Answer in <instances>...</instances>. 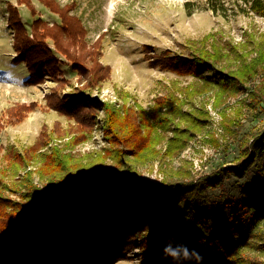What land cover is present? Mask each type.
<instances>
[{"label":"trees","instance_id":"obj_1","mask_svg":"<svg viewBox=\"0 0 264 264\" xmlns=\"http://www.w3.org/2000/svg\"><path fill=\"white\" fill-rule=\"evenodd\" d=\"M41 1L58 14L60 23L38 17L28 30L17 6L25 3L34 12L30 0L7 4V24L12 28L15 52L12 59L25 63L26 84L41 82L45 74L56 81L45 94V105L83 129L75 142L85 135L88 126L98 125L95 113L103 110L101 128L112 146L109 155L100 159H111L122 173L106 178L92 170L91 163L74 162L66 151L70 146L49 144L54 140L50 134L42 144L37 141L16 153L9 150L8 164L0 169V264H96L116 251L131 250L136 243L140 255L137 264H264V259L249 252L255 245L256 227L264 220V126L240 147L233 164L219 166L208 175L165 178L161 182L143 179L136 165L157 156L154 144L166 135L167 151L182 149L187 132L194 131L199 123H189L193 113L182 108L185 102H174L166 95L149 110L135 105L134 114L127 111L131 110L129 105L90 96L88 84H99L109 72V66L97 60L101 37L87 44L86 27L71 13L74 3ZM234 1L242 3L243 12L264 15V0ZM204 5L214 12L226 13L228 9L226 0H205ZM48 39L71 62L77 80L85 78L87 84L75 86L59 78L61 61ZM208 39L215 45L193 46L188 54L170 50L157 53L150 45L143 47L152 66L191 75L197 81L187 86L184 94L207 91L221 100L242 92L252 109L264 110V78L258 79L264 73L262 44H255L254 56L246 60L238 56L236 66H227L223 64L228 54L226 46L211 35ZM66 84L70 89L64 92ZM35 104H17L8 115L19 120ZM180 118L185 126L178 122ZM31 162H37L41 177L57 188L50 202L32 200L37 187L31 183L32 171L26 169ZM21 169L28 174L17 179ZM237 176L239 179H234ZM8 180L19 181L22 186L10 185ZM22 187L18 199L5 192L17 193ZM263 240L257 245L264 251Z\"/></svg>","mask_w":264,"mask_h":264},{"label":"rangeland","instance_id":"obj_2","mask_svg":"<svg viewBox=\"0 0 264 264\" xmlns=\"http://www.w3.org/2000/svg\"><path fill=\"white\" fill-rule=\"evenodd\" d=\"M56 1L59 4L74 3L71 13L79 16L86 27L88 45L101 37L97 60L108 65L109 72L99 84H88L90 96L124 107L129 105L131 110L127 111L134 114L132 110L136 109L135 105L149 110L158 98L166 95L173 97L174 102H185L182 104L185 111L207 119L202 121L193 114L189 115V123L197 122L200 126L187 132L188 137L182 149H173V153L167 151L166 135L154 144L158 150L157 156L136 165V171L140 172L143 179L161 182L165 178H198L208 175L219 166L233 164L240 147L249 141L255 131L263 128L264 110L252 109L246 94L240 92L221 100L217 96L215 98L213 92L207 91L194 96L184 94L187 86L197 81L191 75H179L152 66L143 46L150 45L157 53L170 50L173 53L188 54L189 48L193 46H214L211 39H208L211 35L214 41L223 44L228 50L223 64L236 66L238 56L245 59L256 54L253 51L256 43H261L264 48V15L243 12L240 9L242 3L234 0H226V13L207 8L205 0ZM16 2L0 0V169L8 164L6 156L9 150L13 149L16 153L37 141L42 144L50 134L54 140L49 144L56 142L63 148L70 146L66 151L71 154L74 162L91 163L90 168L106 178L121 174L122 170L111 159H100V156L109 155L108 150L112 146L102 132V109L95 113L98 125L88 126L85 135L79 136L75 142L83 129L77 128L73 119L45 105V94L56 81L45 74V78L36 84L24 82L28 69L24 62H14L12 59L15 56L13 34L7 24V4L16 5ZM30 2L34 12L25 3L17 6L21 21L28 30L32 21L38 17L50 23H60L58 14L51 11L44 2ZM206 35L207 39H203ZM48 44L61 61L58 65L61 70L59 78L75 86L87 84L85 78L77 80L71 62L63 53L55 50L52 40L48 39ZM263 78L264 73L258 79ZM69 84H66L64 92L70 89ZM31 102L36 104L21 119L16 120L8 115L11 107L20 103L29 105ZM178 122L181 126L186 125L183 118L178 119ZM53 130L55 133H52ZM43 149L47 151V148ZM32 162L26 166V169L32 171L31 183L37 187L33 190L32 200L50 202L58 193L57 188L50 180L41 177L37 171L40 169L39 164ZM27 174L25 169H21L16 176L18 179L19 175L22 177ZM234 179L239 178L237 176ZM8 182L10 185H19V181ZM235 190L239 192L240 188L236 187ZM5 192L18 199L23 193V187L17 193L9 190ZM256 229L258 234L253 238L255 245L249 252L255 258L264 259V251L257 245L264 239V220ZM138 244H134L129 251H116L115 255L98 260L96 264H137L140 258Z\"/></svg>","mask_w":264,"mask_h":264}]
</instances>
